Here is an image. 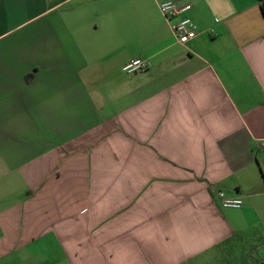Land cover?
<instances>
[{"label": "crops", "instance_id": "crops-1", "mask_svg": "<svg viewBox=\"0 0 264 264\" xmlns=\"http://www.w3.org/2000/svg\"><path fill=\"white\" fill-rule=\"evenodd\" d=\"M261 139L257 0H0V264H264Z\"/></svg>", "mask_w": 264, "mask_h": 264}, {"label": "built area", "instance_id": "built-area-1", "mask_svg": "<svg viewBox=\"0 0 264 264\" xmlns=\"http://www.w3.org/2000/svg\"><path fill=\"white\" fill-rule=\"evenodd\" d=\"M158 11L169 25L171 33L175 41L180 45H185L198 35V30L188 16L191 10L190 4H177L176 2H162L157 5ZM208 33L212 34L213 29H208ZM149 63L144 59H135L122 66L121 71L131 75L144 71L148 68ZM257 150L264 151V139L258 140L256 143ZM220 200L221 207L239 209L242 206L240 199L226 198L220 191H212ZM264 261V258H263Z\"/></svg>", "mask_w": 264, "mask_h": 264}, {"label": "rangeland", "instance_id": "rangeland-1", "mask_svg": "<svg viewBox=\"0 0 264 264\" xmlns=\"http://www.w3.org/2000/svg\"><path fill=\"white\" fill-rule=\"evenodd\" d=\"M251 250H252V247L247 251V254L250 253L249 251ZM229 260H230L229 261L230 264H242L243 262H245V258H243L242 253H240V249L236 247V243H234L233 248L230 249Z\"/></svg>", "mask_w": 264, "mask_h": 264}, {"label": "trees", "instance_id": "trees-1", "mask_svg": "<svg viewBox=\"0 0 264 264\" xmlns=\"http://www.w3.org/2000/svg\"><path fill=\"white\" fill-rule=\"evenodd\" d=\"M257 1L259 3V8H260L261 14L264 18V0H257Z\"/></svg>", "mask_w": 264, "mask_h": 264}]
</instances>
